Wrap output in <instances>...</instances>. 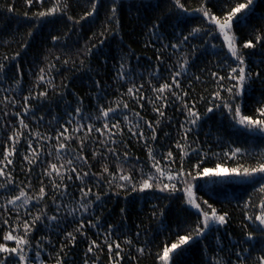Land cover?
<instances>
[{
    "label": "snow or ice",
    "instance_id": "snow-or-ice-1",
    "mask_svg": "<svg viewBox=\"0 0 264 264\" xmlns=\"http://www.w3.org/2000/svg\"><path fill=\"white\" fill-rule=\"evenodd\" d=\"M261 2L199 0L193 7L186 0H24L22 13L16 0L0 3V20H14L8 30L0 24V48L16 45L11 54H0V128H12L0 142V264H75L70 256L81 241L87 244L81 264H104L105 254L107 264H125V259L140 264L146 255L152 264H186V254L197 244L211 252L201 264H264V147L256 152L252 146L264 141V23H250ZM131 10L133 19L143 21L144 48L154 55L147 77L138 70L140 56L124 40ZM259 19L264 22V15ZM98 21V29L84 39L86 26L92 30ZM31 48V81L17 99L25 89L21 57ZM93 58L100 61L95 67ZM62 71L69 74L57 84ZM109 71L115 99H108L109 86L99 78ZM73 73L89 77L95 102L90 111L77 92H72L75 107L66 99ZM197 84L208 86L206 95L197 92ZM56 101H63V117L49 121L58 125L55 134L33 130L29 114L41 122L45 117L36 110ZM146 104L154 119L143 114ZM170 105L182 119L175 122V137L164 133L170 141L165 145L158 143L159 131L173 124ZM217 114L246 138L247 147L218 135L217 146L227 144L218 152L200 139L202 131L212 135L204 125ZM133 139L141 143L143 160L129 150ZM18 155L24 180H18ZM193 157L195 162L187 163ZM213 158L216 162L207 166ZM236 185L245 188L244 196L235 197L242 236L228 233L225 246L218 233L231 213L215 206L213 193ZM120 196L126 204L120 205L118 219L107 223L105 215L113 209L106 201ZM137 199L145 200L147 211L129 234V206ZM145 219L155 225L151 230ZM70 224L75 225L71 230ZM38 230L44 234L37 238ZM161 233L170 242L156 243ZM213 235L214 248L207 243Z\"/></svg>",
    "mask_w": 264,
    "mask_h": 264
},
{
    "label": "trees",
    "instance_id": "trees-1",
    "mask_svg": "<svg viewBox=\"0 0 264 264\" xmlns=\"http://www.w3.org/2000/svg\"><path fill=\"white\" fill-rule=\"evenodd\" d=\"M3 0H0V3H2ZM12 0H8V3H11ZM154 2V0H153ZM240 2H243V0H240ZM186 3H188L190 6H198L199 0H186ZM24 0H16V9L17 12L22 13L24 9ZM36 8H33L32 11H36ZM77 12H80V9H76ZM103 11L104 9H101V19L103 18ZM132 15L126 16L124 20V25H123V35H124V40L125 43L130 44L135 50L137 55L140 56L141 60V67L138 69L139 71H142L145 73V77H147V70H149V65L154 63V55L151 50V48H144L143 41L147 39V37L143 36L142 30L140 28V24L143 23V21H137L136 19H133L132 17L135 15V11L131 10ZM261 15H264V0L257 6V10L255 14L253 15L250 23L254 25H259L262 22L259 17ZM0 24L6 25V30L11 29L14 26V20H9V19H2L0 20ZM99 27V21L97 22V25L95 28L92 30H88L87 26L84 31V39H87L88 36L92 34V31L97 30ZM238 31H244L242 29H237ZM21 31H25L24 28H21ZM83 43V40H81V44ZM113 45H115V41L112 42ZM16 45L13 44L11 48L3 49L0 48V54L3 52L7 51L9 54H11L15 50ZM34 48L29 49L28 53L25 56L21 57V62L24 67L25 75H24V83H25V89L24 92L20 94V96L17 97V99H20L24 94L27 93L28 87H29V82L31 81V76L29 75V68L31 67V57L34 52ZM107 51V49H105ZM258 55V54H257ZM151 58V60L149 59ZM254 58H256L254 56ZM203 59V58H202ZM208 59H212L211 57H208ZM37 63L39 61L37 60ZM93 66L95 67L100 63V61L97 58H93ZM114 63V61H109L108 68L109 70L111 69V64ZM133 65L135 66L136 61L133 59L132 61ZM201 66H203V63H201ZM69 73L67 71H62L59 75L56 76V83L59 84L60 80L63 76L68 75ZM112 72L109 71L107 76H104L102 74L101 77L104 81L107 82L109 86V96L108 99H115L116 96L113 93V89H115L116 85L112 83L111 80ZM139 82V81H138ZM90 83L89 77L86 73H73L72 74V80L69 85V88L66 90V99L71 101L73 104V107H75V98L72 96V92L75 91L77 92L80 96L84 98V103L87 106L86 110L90 111L94 108V100L92 99L91 92L94 91V89H91L88 87V84ZM5 87L7 85H4ZM147 87V85H146ZM196 87L197 92H200L201 94H207L204 92V88L208 87L207 85H194ZM258 87V85H257ZM150 94V92H149ZM0 99H2V94H0ZM253 104L252 100H248V106L249 108ZM135 107V106H134ZM3 105L0 104V121L3 120L2 116V111H3ZM19 107L12 109L9 108L8 111H19ZM72 109L70 108L69 111ZM201 111H203V108H201ZM168 115L173 117V124L171 125H166L164 126L160 131H159V137L160 140L158 143H163L165 145H168L170 143L169 140L164 139V133L169 132L171 133L172 137H175L176 131H175V122L179 121L182 119L180 114L176 112L175 107L169 106L167 109ZM143 114L145 115L146 118L148 119H154L155 114L152 113L151 107L146 104L145 109H143ZM245 114H251L250 111L245 112ZM36 115H44V120L41 122H38L35 119L31 118V114L26 118L27 122H29L33 130H39L42 133L44 132H49L51 134H55V127H58V125H49V121L51 120L53 115H60L63 117V101H56L52 103L51 105L45 103L44 106L38 110H36ZM61 123L64 122V119L62 118ZM17 121L13 117L11 118V124H16ZM99 126V125H97ZM211 130L212 135L210 137H205L203 134V131L200 133V139L207 140L208 143L212 144L213 150L214 151H223L226 150L227 144H223L220 146H217L215 142L216 136H222L224 140H236V146H248V143L246 142V138L242 135H238L236 132V129H234L231 126L230 121L225 120L223 117H219L218 114L212 116L210 120H208L205 125H204V130ZM12 130L11 127H9L7 130H4L0 128V142H3L6 139L7 134ZM150 135V133H149ZM252 146L254 147V150L256 152L260 151L261 147H264V141H260L257 139L256 141L252 142ZM129 150L134 156H138L141 158V160L144 159L145 157V152L141 147V143H137L136 140H131L129 143ZM25 151V146H22L20 148V152L23 153ZM89 158L91 159V154L90 152L88 153ZM195 162V157L192 158L191 161H188L187 163H194ZM215 159L213 158L212 161L209 162L207 166L211 167L213 163H215ZM241 163L245 164H250L254 163V159H241ZM236 161H224V164L226 165H233L235 164ZM22 166V156L18 155L16 158V168L17 172L19 173L18 175V180H24L25 177L22 173H20V168ZM26 167V165H24ZM99 165L94 164L93 170L98 171ZM38 171V169H37ZM94 183V181H93ZM250 191V189H248ZM202 194V193H201ZM245 194V188L239 185L236 186H229V187H222L219 189L218 193H213V200L217 201L216 205L217 207H223L224 210L230 211L231 213V219L230 223L225 226L224 228L220 229L219 235L222 237L221 243L225 246H229V236L228 233L232 234V237L235 239H238L242 236L241 229L239 227L242 216H241V211L240 207L237 206V199L235 197H242ZM78 195V193H77ZM119 201V203H117ZM230 201V203H229ZM160 203H168L167 201H159ZM106 204L113 209L111 214H106L105 215V221L107 223H112L115 222L118 219L119 216V207L121 204H126V201H124V198L122 196L120 197H114L110 198L108 201H106ZM179 204V201H173L171 202L169 206V215L170 217H174L177 211V205ZM242 206V205H241ZM147 211V204L145 200L142 199H137L132 205L129 206V215H128V228H129V234H134L136 231L135 224L140 223V219L142 218ZM144 224L148 226V229L151 230L155 225L154 224H149V221L147 219L144 220ZM75 225L70 224L68 226V229L71 230ZM96 230L92 229L90 230V234L94 233ZM44 233L38 230L35 233V236L38 238L39 236L43 235ZM123 237H121L122 239ZM141 241H143L144 237L142 236ZM171 240H174V237L171 238ZM162 242H170L169 237L167 233H161L159 236L156 237V243H162ZM58 243V242H57ZM207 243H209L213 248L215 247V236H209L207 239ZM87 244L84 241H81L78 243L76 248L72 251V254L70 256V261H75V264H81V258L83 255L84 250L86 249ZM256 247L259 248L260 244L259 242L256 243ZM155 251V248H153ZM227 250V248H226ZM106 253V249H105ZM47 255V253H45ZM255 255V253H254ZM211 257V252L208 251H202L201 245L197 244L194 245L189 251L186 256V264H201L202 258H210ZM104 264H107V256L105 254L104 257H102ZM234 259V257H233ZM48 264H52V261H49ZM125 264H128L127 259H125ZM140 264H152V258L149 256H145L144 258L141 259Z\"/></svg>",
    "mask_w": 264,
    "mask_h": 264
}]
</instances>
